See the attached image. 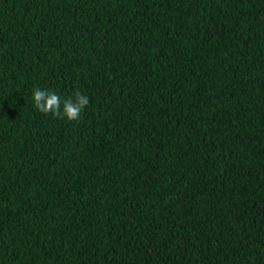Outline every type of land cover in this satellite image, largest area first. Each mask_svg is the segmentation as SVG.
<instances>
[{
  "label": "trees",
  "instance_id": "16d2710c",
  "mask_svg": "<svg viewBox=\"0 0 264 264\" xmlns=\"http://www.w3.org/2000/svg\"><path fill=\"white\" fill-rule=\"evenodd\" d=\"M0 264H264V0H0Z\"/></svg>",
  "mask_w": 264,
  "mask_h": 264
},
{
  "label": "clouds",
  "instance_id": "9594fccd",
  "mask_svg": "<svg viewBox=\"0 0 264 264\" xmlns=\"http://www.w3.org/2000/svg\"><path fill=\"white\" fill-rule=\"evenodd\" d=\"M33 106L42 114H51L54 118L78 121L84 109L89 105V97L80 91L62 99L50 89L35 88L32 92Z\"/></svg>",
  "mask_w": 264,
  "mask_h": 264
}]
</instances>
